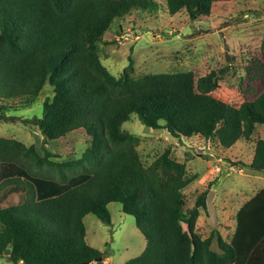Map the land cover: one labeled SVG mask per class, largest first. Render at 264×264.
Wrapping results in <instances>:
<instances>
[{
  "label": "trees",
  "instance_id": "obj_1",
  "mask_svg": "<svg viewBox=\"0 0 264 264\" xmlns=\"http://www.w3.org/2000/svg\"><path fill=\"white\" fill-rule=\"evenodd\" d=\"M152 0H0V122L41 95L43 117L24 120L49 142L85 132L91 140L78 160L53 163L34 146L0 138V257L15 264L94 263L103 254L86 241L84 219L111 224L108 206L134 217L145 251L127 264H264V188L244 203L230 240L197 229L208 211L209 189L187 208L185 190L198 178L169 151L146 167L140 139L123 132L133 116L147 130L175 139L215 140L223 149L250 141L264 126V50L248 67L258 96L240 106L213 97L229 68L196 80L193 72L135 77L133 58L120 78L103 65L108 31ZM170 16L209 17L218 0H163ZM120 33V31H118ZM250 92L255 88L248 86ZM264 173V139L250 164ZM45 167L47 169H45ZM12 195L18 203L4 208Z\"/></svg>",
  "mask_w": 264,
  "mask_h": 264
},
{
  "label": "rangeland",
  "instance_id": "obj_2",
  "mask_svg": "<svg viewBox=\"0 0 264 264\" xmlns=\"http://www.w3.org/2000/svg\"><path fill=\"white\" fill-rule=\"evenodd\" d=\"M121 25L123 29L113 26L100 45L102 63L115 77L122 76L131 56L135 77L193 72L199 80L211 71L229 68L212 95L235 106L254 100L263 88L262 84L251 83L247 71L253 60H262L264 0H218L209 17L196 21L186 11L170 16L163 0H152L147 9L134 11ZM248 86L254 87V92ZM48 95L51 93H43L32 107L14 112L12 115L19 117L16 123L0 122V138L34 146L42 156L46 147L57 156L50 159L55 164L78 160L91 143L85 132L44 146L40 129L24 122L43 117V102ZM122 129L140 139L137 149L146 167L166 151L186 165L188 175L198 178L185 190L187 208H192L196 198L209 189L208 211L201 214L198 231L203 237L216 231L230 240L239 209L264 188V173L234 166L252 162L255 143L264 139V126L257 128L250 141H240L229 150L215 140L175 139L165 130H147L136 116ZM18 201V196L12 195L3 207ZM108 210L111 224L94 215L86 216V241L103 254V264H127L145 251L146 240L134 217L124 214L120 204H111ZM0 264L15 263L0 257Z\"/></svg>",
  "mask_w": 264,
  "mask_h": 264
},
{
  "label": "water",
  "instance_id": "obj_3",
  "mask_svg": "<svg viewBox=\"0 0 264 264\" xmlns=\"http://www.w3.org/2000/svg\"><path fill=\"white\" fill-rule=\"evenodd\" d=\"M96 263H98V264H103L102 258L98 259V260L96 261ZM85 264H89V263H85Z\"/></svg>",
  "mask_w": 264,
  "mask_h": 264
}]
</instances>
